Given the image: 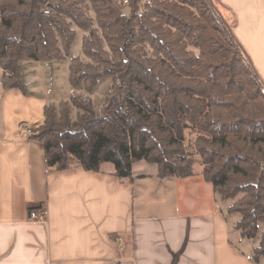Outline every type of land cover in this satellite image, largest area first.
<instances>
[{
  "label": "trees",
  "instance_id": "obj_1",
  "mask_svg": "<svg viewBox=\"0 0 264 264\" xmlns=\"http://www.w3.org/2000/svg\"><path fill=\"white\" fill-rule=\"evenodd\" d=\"M0 0L5 88L24 89L22 62L70 59L73 88L111 84L99 109L73 92L46 107L35 134L46 165H78L133 180L156 164L160 178L201 174L239 214L242 238L264 223V79L236 38L219 0ZM130 8L127 14L124 10ZM87 31L72 55L78 30ZM199 131L195 152L186 131ZM252 258L264 264V232Z\"/></svg>",
  "mask_w": 264,
  "mask_h": 264
},
{
  "label": "crops",
  "instance_id": "obj_2",
  "mask_svg": "<svg viewBox=\"0 0 264 264\" xmlns=\"http://www.w3.org/2000/svg\"><path fill=\"white\" fill-rule=\"evenodd\" d=\"M60 62H22L24 89L5 88L0 68V264H260L257 237L242 238L231 200L200 172L160 178L140 161L129 180L112 163L47 167L35 134L63 100L50 79ZM42 207L46 221L31 219Z\"/></svg>",
  "mask_w": 264,
  "mask_h": 264
},
{
  "label": "rangeland",
  "instance_id": "obj_3",
  "mask_svg": "<svg viewBox=\"0 0 264 264\" xmlns=\"http://www.w3.org/2000/svg\"><path fill=\"white\" fill-rule=\"evenodd\" d=\"M148 1L150 0H141L140 10L143 9ZM219 2L221 4V10H223L229 20L236 38L246 49L255 64L254 66L264 79V0H219ZM124 11L129 14L130 8L126 7ZM77 30L78 34L71 50L72 55L80 56L83 61L89 62L90 60L84 55L82 49L83 36L88 32L81 29ZM69 64V58L58 64H53L55 68L57 65L58 70L54 71L52 69L50 72V79L53 81L51 84L56 88L54 92L58 98L61 99L67 98V96H69L68 92L72 90V85L69 81ZM111 80V75L108 74L104 76L93 93H88L82 88L78 89L77 92L92 99L95 103L96 109H99L102 101L106 97L107 91L109 90ZM198 134L199 131L194 128H189L186 131L185 144L188 145L189 150L192 152H195L194 144L195 138ZM195 170L196 172H201V164H197ZM232 202L233 201L231 200V203ZM263 232L264 223L260 226L257 245H259L261 234Z\"/></svg>",
  "mask_w": 264,
  "mask_h": 264
},
{
  "label": "built area",
  "instance_id": "obj_4",
  "mask_svg": "<svg viewBox=\"0 0 264 264\" xmlns=\"http://www.w3.org/2000/svg\"><path fill=\"white\" fill-rule=\"evenodd\" d=\"M22 130L25 133H32L33 129L31 127H27L26 125H22ZM46 217H47V212L45 208H40V209H32L31 214H30V218L36 221H46ZM119 242L122 241V237L119 236L118 237Z\"/></svg>",
  "mask_w": 264,
  "mask_h": 264
}]
</instances>
